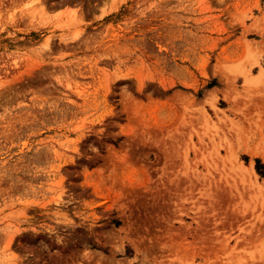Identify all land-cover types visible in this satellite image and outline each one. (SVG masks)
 Listing matches in <instances>:
<instances>
[{
    "label": "rangeland",
    "instance_id": "1",
    "mask_svg": "<svg viewBox=\"0 0 264 264\" xmlns=\"http://www.w3.org/2000/svg\"><path fill=\"white\" fill-rule=\"evenodd\" d=\"M0 264H264V0H0Z\"/></svg>",
    "mask_w": 264,
    "mask_h": 264
}]
</instances>
